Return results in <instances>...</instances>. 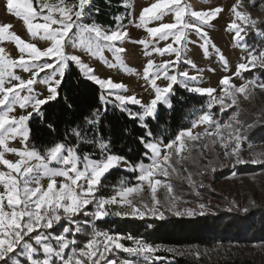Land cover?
Instances as JSON below:
<instances>
[{
	"label": "snow or ice",
	"instance_id": "6c2138e0",
	"mask_svg": "<svg viewBox=\"0 0 264 264\" xmlns=\"http://www.w3.org/2000/svg\"><path fill=\"white\" fill-rule=\"evenodd\" d=\"M248 2L255 6L256 0ZM121 6L133 9L131 0H123ZM6 8L10 14L23 21L33 39L38 37L50 43L42 49L11 31L12 24H0V44L12 41L20 53L14 59L0 46V166H4L0 168V188L3 189L0 191V264H117L115 258H108V254H115V250H122L135 257L124 259L120 264H153L154 260L160 259L155 253L177 250L150 243L131 234H111L98 229L92 221L109 215L140 219H144L146 215H158L163 219L164 213L160 211L162 202L157 196L161 187L165 190L164 201L168 210H175V215L195 214L190 208H185L183 212L176 210L177 201L181 197L174 191L169 180L161 179L177 176L186 180L194 189L197 186L204 187L202 182L198 185L193 179V173L188 171L185 161H191L200 168L196 173L199 176L207 174L208 171L215 172L216 167H222L223 160L228 159L232 161L230 167L233 169L247 163L264 165V158H261L264 153H251L250 160L242 155V145L248 140L247 132L261 122V117L252 122L242 120L240 117L243 109L239 107L240 98L249 99L257 87L264 90V81L257 83L256 79H247L237 86L232 83V77L226 75L220 80V93L216 94L217 89L213 87H189V81H196L197 77L189 76L187 71L180 72L183 79L179 83L190 92L206 95L208 102L191 121L190 126L181 128L165 139L164 136L154 134L145 121L148 117L155 119L160 101L169 108L172 107L167 97L172 92L173 85L178 83L177 75L169 74L172 61L158 65L155 74L151 75L154 61H148L143 78L150 79L155 96L148 103H143L135 94H120L128 91L126 85L113 82L110 77L100 78L81 56L66 50V45L71 41L73 49L79 48L104 59L103 52L108 49L117 62L109 64V67L120 66L125 71H132L121 57V53L126 50L116 44L129 36L122 23L124 14L113 17L117 21L113 28L105 27L92 19L93 12L97 15L100 12L93 0H36L35 6L33 0H6ZM242 8L243 0H236L230 9L234 19L228 25V30L235 34L236 45L247 52V56L242 58L244 62L237 65L234 73L236 76H241L242 72L250 68L264 69V47L250 46L246 42L241 44L245 39L241 33L247 35L246 29L255 30L261 38H264V29H257V24L261 23L259 18H253L250 12ZM222 11L221 7L206 11L192 10L185 0H156L142 9L136 26L145 27L152 36L159 35L161 39L173 37L177 45L185 39L186 30L194 29L203 39L201 47L205 55H209L211 42L202 25H207ZM169 13L174 14V23L147 27L151 21L162 20ZM127 16H132L131 11ZM186 16L194 18L195 22L189 23L185 20ZM89 19L92 22L86 23ZM131 22L133 21L130 19ZM136 42L143 44L145 49L148 48L146 40ZM211 47L227 71V59L214 44ZM154 51L161 55L166 52L175 53L176 61L179 62L183 49L168 44L166 48L156 47ZM145 55L152 53L145 51ZM105 62L107 63L106 60ZM70 63L79 66L87 79L99 85L102 90L101 107L85 105L77 113L74 109L75 101L64 95L62 111L65 115H71L72 120L66 127L63 138L53 139L37 148L30 143L31 129L28 126L33 113L19 117L11 116L10 113L15 110L16 105L20 108L30 106L36 115L43 118L41 107L50 101H57L60 95L58 88ZM192 67L195 65L192 64ZM17 68L31 72V77L24 80L17 76L14 71ZM40 73L46 74L39 82L48 86V95L43 99L39 98V94L33 95V85L38 82ZM57 76L60 79H56ZM161 76L169 81L165 87L157 85ZM11 80L18 83L6 87V83ZM24 90L29 94L21 95ZM113 96L114 100L110 99ZM115 102H118L116 106L120 111L125 112L130 119L138 120L139 126L144 129V134L136 139L145 151L135 163L115 153L112 150L111 137L106 138L103 134L102 123L106 119L107 106ZM129 104L139 105L142 111L133 112L127 107ZM217 105L220 112L235 106L236 110L227 122L214 118L212 109ZM200 125L206 127L202 132H195L194 129ZM47 127L53 133L57 131L53 123H49ZM17 138L20 139L22 147L10 146V142ZM197 141L200 143H193ZM82 145L91 146L93 150L86 151ZM252 147L253 142L248 141V148ZM193 148L200 149L196 157L192 155ZM207 152L213 153L214 159H207ZM8 153L16 155L18 159H7ZM199 158L206 159L207 163L200 165ZM144 160L149 162L145 163ZM122 164L127 166L128 171L136 173L135 183L121 180L118 187L105 194L101 191L104 187L101 178ZM181 169L187 172L186 176H181ZM236 175L233 171L232 176ZM57 178L62 179L58 182ZM44 179L48 180L46 186L41 183ZM145 189L149 193L147 201L144 197ZM196 195H199L198 191ZM89 205H93L92 211L88 210ZM113 205L119 206L121 210L111 212L109 206ZM199 208L204 210L206 205L200 203ZM81 214L90 216L92 220L78 219ZM200 214L203 215V211ZM124 240L130 241V246H126L122 242ZM194 254L199 258L198 251Z\"/></svg>",
	"mask_w": 264,
	"mask_h": 264
},
{
	"label": "rangeland",
	"instance_id": "374dc122",
	"mask_svg": "<svg viewBox=\"0 0 264 264\" xmlns=\"http://www.w3.org/2000/svg\"><path fill=\"white\" fill-rule=\"evenodd\" d=\"M34 6L36 0H33ZM156 2V0H131L133 4V9L129 10L132 13V16L129 18L128 22L124 20L122 23L126 26L125 30L128 31L129 36L125 37L123 41H117V47H123L126 51L121 53V57L124 61V64L128 69L132 71H125L120 66L109 67V64H116L113 53L105 49L103 52L102 59L99 56H92L88 52L71 47V41L66 45V50L72 52L73 54L81 56L83 61L88 64L91 68L95 70V74L98 75L102 79L111 78L113 82L123 83L127 86V92H121L120 94L124 95H133L135 94L138 99H140L143 103H148L155 96V91L150 85V79L146 80L143 78L144 69L148 64L149 60L154 61L153 69L150 70V75L155 74L156 67L165 61H172L173 65L169 66V74H176L178 79V85L184 87L179 83L181 79H183L179 73L187 71L189 76H196V81H189V87H213L217 89V93H220L221 84L220 80L224 76H231L232 83L239 86L244 80L247 79H256L257 83L264 81L262 77L264 75V69L262 68H250L248 71H244L241 73V76H236L234 73L236 72L238 63L244 62L243 57L247 56V52L243 47L237 46L234 40V32L228 30V25L234 19L232 12L230 11L231 7L236 3V0H185L188 3L192 10L196 11H206L210 9H214L216 7H221L223 11L219 13V15L211 20L207 25H202L204 31L208 33V37L210 39L211 44H214L216 48L220 49V52L225 56L228 61V70L226 71L222 62L219 60L218 55L215 53L214 49L209 46V55H205L201 44L203 43V39L201 36L194 30L188 29L186 30L185 39L181 41L179 45L174 43V38L169 37L168 39H161L159 35L152 36L145 27H137L136 25L139 23V16L143 8L149 7L152 3ZM242 10H247L251 13L253 18H259L261 23L257 24V29H264V0H256L255 6L250 4L248 0H243V8ZM126 16V15H125ZM130 19L133 21L130 23ZM185 20L189 23L195 22L194 18L190 16H186ZM42 22V21H37ZM174 14L169 13L163 17L162 20H153L151 21L147 27H158L162 23H174ZM10 23L13 25L11 31H14L17 35L23 38L25 41L35 43L40 48H45L49 45L50 42L46 40H41L38 37L33 39L28 33L26 26L23 21L14 15L10 14L6 8V0H0V24ZM116 26V25H115ZM114 28V27H113ZM247 35L245 33H241L242 36L245 37L244 41L241 42L247 43L250 46L251 41L249 38L256 37L257 39L255 43H258L257 46L264 47V38H261L257 35L256 31L248 28L246 29ZM255 33V34H252ZM146 40L148 42V48L145 49L143 44L137 43L139 40ZM168 44H173L174 48L183 49L181 53V59L179 62L176 61L175 53H165L163 55L154 51V48L159 47L161 49L166 48ZM0 46L5 48V51L12 58L16 59L19 57L20 53L15 46V43L12 41H5ZM145 51L151 52L152 55H145ZM107 61V63L105 62ZM187 61H191L192 63H188ZM192 64L195 67H192ZM79 67V66H78ZM214 69V71H213ZM15 74L21 77L24 80H27L31 77V72H25L20 68L14 70ZM48 70H46L47 72ZM66 71V70H65ZM46 73H40V77L37 78L38 82L33 85L34 93L39 94V98L43 99L48 95V86L39 82L40 78L44 77ZM84 74V73H83ZM243 77V79L241 78ZM56 79H60L59 76ZM18 83L16 80H11L10 83H6V87H10L13 84ZM169 83L168 80L164 79L161 76L160 79L157 80V85L160 87H165ZM174 86V85H173ZM185 88V87H184ZM173 92V88H172ZM172 92L168 94V99L171 102ZM27 90L21 92V95H28ZM110 99L114 100V96L110 97ZM118 102L111 105H117ZM160 104H164L163 101H160L157 106V112ZM207 105V104H206ZM167 106V105H165ZM129 109L133 112H140L142 109L139 105H127ZM206 107V106H205ZM239 107L243 109L241 114V119L247 122L254 121L257 117H261V122L264 121V90L260 88L254 89L251 97L247 100L240 98ZM236 110L235 106L233 108H229L224 112H220L219 105L214 106L212 112L215 113V119H218L221 122H227L230 118L231 114ZM29 112H32L33 109L30 106H26L25 108H20L19 105H16L15 110L10 113L11 116L19 117L21 115H27ZM157 115V113H156ZM33 116V115H32ZM32 118V117H31ZM149 118V117H148ZM147 119V118H146ZM30 121V120H29ZM28 121V126H29ZM256 124L259 125L261 124ZM255 126V127H256ZM206 126L200 125L196 129L195 132H202ZM253 127L247 132L248 140L244 141L242 147L244 151H242V155L246 160H250L252 158L251 153H264V134L257 133L256 137H253L251 131L254 130ZM248 141L253 142V147L251 149L248 148ZM199 144L200 142H193ZM10 146L12 147H22L20 139L17 138L15 141L10 142ZM220 149L217 147V151ZM200 149L193 148L192 155L196 157ZM206 151V150H205ZM187 153H182V155H186ZM6 158L12 161L18 159V157L14 154L8 153L6 154ZM264 158V157H261ZM207 159H214V154L211 152H207ZM145 163L149 161L145 160ZM187 165L188 171L193 173V179L197 181L199 185L200 182L203 183L204 187L193 188L191 187L186 180L181 179L177 176H172L169 178L161 177L162 180H169L174 187V191L181 197L179 201H177V209L181 212L185 208H190L193 210L195 214L188 215H177V216H196L203 211L204 213L212 212L214 210L213 207H218L223 210L229 209L231 206H235L241 211L245 212L251 207V203L254 202L259 206L264 207V165L261 164H252L258 165V169L255 171L246 172L238 169V165L233 169L230 167L232 161L230 159L223 160V166L216 167L215 172L224 171V169H228L221 174L208 171L207 174L203 176L196 175L200 168L193 164L191 161L184 162ZM207 160L204 158H199V164H206ZM4 166H0L3 168ZM117 168H121L127 170L126 165H120ZM235 171L237 175L235 177L232 176V172ZM107 174V173H106ZM105 174V175H106ZM187 172H183L181 169V176H186ZM104 177L101 178V181ZM62 178H57L58 182ZM45 186L48 183L47 179L41 181ZM3 189L0 188V191ZM199 192V195H196V192ZM164 188L161 187L158 189L157 196L161 199L160 211H163L164 216L167 213H173L175 210H168V206L164 201ZM148 190L145 189L144 197L145 200H148ZM204 203L206 208L201 210L199 208V204ZM88 210H93V205L88 206ZM109 210L111 212H115L121 210L119 206L113 205L109 206ZM115 215H109L100 220H93L92 223L98 229L108 231L111 234L123 235L120 233L113 232L106 227L101 226L99 221L104 220L108 217H112ZM128 217V216H126ZM132 217V216H130ZM160 218L157 216L146 215V218ZM140 219L138 217H133ZM78 219L82 221L92 220V218L85 217L81 214ZM84 239V237H80ZM126 244V246H130L131 242L124 240L122 241ZM172 248V247H170ZM177 251L175 252H167L171 256L162 255L163 252L160 251L155 253V256L160 257L159 260H154L153 264H165L169 263L170 257L174 256H187L197 260L204 261H214L217 259H232V258H251L255 260H259L264 262V240H255V241H244V242H219L214 246L206 247V246H181L173 248ZM199 252V258L194 254L195 252ZM108 258H115L117 260V264H120L124 259H135V257H131L129 253L123 252L122 250H115V254L109 253Z\"/></svg>",
	"mask_w": 264,
	"mask_h": 264
},
{
	"label": "trees",
	"instance_id": "16d2710c",
	"mask_svg": "<svg viewBox=\"0 0 264 264\" xmlns=\"http://www.w3.org/2000/svg\"><path fill=\"white\" fill-rule=\"evenodd\" d=\"M122 2L123 0H93L100 12L98 15L93 12L92 19L105 27H115L117 21L113 17L124 14L126 15L124 21L128 22L129 9L122 7ZM85 22L91 23L92 20L89 19ZM255 39L257 38L248 39L253 46L258 44L255 43ZM262 77L264 78V75ZM101 91L99 85L87 79L77 65L70 63L58 88L60 95L57 97V101H50L41 107V111L44 112L43 118L34 113L30 119V143L40 148L41 145L48 144L53 139L63 138V133L72 120L71 115H65L62 111L64 95L72 97L75 101L74 109L78 113L85 105L101 107ZM207 102L206 95L190 92L175 84L171 96L172 107L160 104L155 119L149 117L145 122L154 134L167 139L181 128L190 126L191 121L196 118ZM107 107L106 119H103L102 123L103 134L106 138L111 137L112 150L115 153L125 156L129 161L135 163L145 151L136 139L144 134V129L139 126L138 120L130 119L117 106L109 104ZM49 123H53L57 129L55 133L48 129ZM257 133L264 134V121L251 131L253 137H256ZM73 142L75 141L73 140ZM81 147L86 151L93 150L91 146L82 145ZM258 168V165L252 164L238 165V169L246 172L255 171ZM225 171L228 169L215 173L221 174ZM135 175L136 173L121 168L111 169L101 181L104 185L101 191L105 194L111 193L114 187L119 186L118 182L121 180L135 183ZM213 208L212 212L191 217L177 216L173 213H167L163 219L157 217L137 219L115 215L101 220L99 223L113 232L123 235L131 234L142 237L150 243L172 248L191 245L211 247L219 242L264 240V207L253 202L250 209L245 212L235 206H231L227 210ZM162 255L171 256L167 252H163ZM165 264H264V262L251 258L200 261L187 256H174L170 257L169 263Z\"/></svg>",
	"mask_w": 264,
	"mask_h": 264
}]
</instances>
